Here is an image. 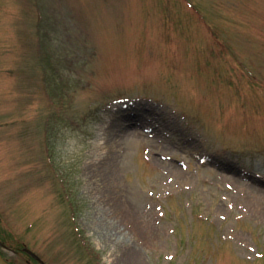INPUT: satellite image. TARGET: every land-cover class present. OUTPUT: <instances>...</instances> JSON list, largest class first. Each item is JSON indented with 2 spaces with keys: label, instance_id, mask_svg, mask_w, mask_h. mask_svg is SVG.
<instances>
[{
  "label": "rangeland",
  "instance_id": "374dc122",
  "mask_svg": "<svg viewBox=\"0 0 264 264\" xmlns=\"http://www.w3.org/2000/svg\"><path fill=\"white\" fill-rule=\"evenodd\" d=\"M26 247L264 264V0H0V252Z\"/></svg>",
  "mask_w": 264,
  "mask_h": 264
},
{
  "label": "bare ground",
  "instance_id": "6f19581e",
  "mask_svg": "<svg viewBox=\"0 0 264 264\" xmlns=\"http://www.w3.org/2000/svg\"><path fill=\"white\" fill-rule=\"evenodd\" d=\"M116 128L113 126L110 127H104L103 128V137L105 139V143H109V141L113 140V142L115 141L116 138H118L117 136H113L116 133ZM151 148L153 149H159L161 148L160 145L155 144V143H151L150 144ZM110 165V163H109ZM104 169H106L107 167L104 165ZM103 168V166L101 167ZM109 208L106 209V211H104V218L103 220L106 222V225H108L109 229L114 230L115 231V236L119 239L122 240H127L129 238V234H128V229H130V231L132 230L134 232V227L135 225L137 227H140V221L137 218H133L134 220H130L128 217L122 218V217H113L110 215L109 213ZM107 215V216H106ZM125 226V227H124ZM131 231V232H132ZM132 232V233H133Z\"/></svg>",
  "mask_w": 264,
  "mask_h": 264
},
{
  "label": "water",
  "instance_id": "95a60500",
  "mask_svg": "<svg viewBox=\"0 0 264 264\" xmlns=\"http://www.w3.org/2000/svg\"><path fill=\"white\" fill-rule=\"evenodd\" d=\"M28 252L30 254H32L34 257H36L37 259H40L39 256L37 254H35L34 252L28 250ZM0 264H10L3 256L2 254L0 253Z\"/></svg>",
  "mask_w": 264,
  "mask_h": 264
}]
</instances>
